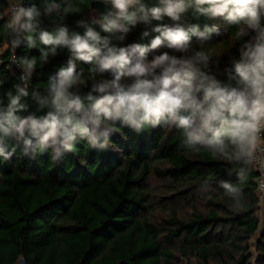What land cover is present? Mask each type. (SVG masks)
<instances>
[{
    "label": "clouds",
    "instance_id": "obj_1",
    "mask_svg": "<svg viewBox=\"0 0 264 264\" xmlns=\"http://www.w3.org/2000/svg\"><path fill=\"white\" fill-rule=\"evenodd\" d=\"M100 2L105 9L93 21L100 30L80 20L78 24L85 26L83 34H70L63 23L49 31L42 17L55 12L62 22L69 13L81 11L86 0L67 5L63 0H43V7L31 0L29 5L25 0L0 2V55L10 51L7 68L18 65L22 69L20 82L6 93V105L0 96V162L10 160L19 149L21 155L47 153L49 162L57 164L66 152L77 151L78 140H86L80 158L86 164L90 149L103 151L111 146L119 150L111 138L114 132L124 135L117 122L136 133L157 127L175 130L182 138L178 150H203L228 162L225 168L236 180H223L220 187L231 209L237 210L246 199L244 186L264 136V0ZM189 11L213 23L201 27L188 22ZM165 17L173 23L153 25ZM220 22L225 31L228 26L236 28L219 43H205L212 34H220ZM141 23L149 26L142 37L156 33L150 42L112 43L113 37L124 41ZM21 44L39 49V55H17ZM237 44L238 56L230 51ZM161 46L174 51L156 53ZM61 49L70 54L67 65L34 87L36 68ZM226 52L234 68L219 71L220 57ZM79 62L90 66L78 70ZM108 70L114 78L103 76ZM89 81L91 88L82 95L81 86ZM4 83L0 72V88ZM29 96L40 109H48L46 114H22L29 109ZM213 179L204 177L201 191L206 192Z\"/></svg>",
    "mask_w": 264,
    "mask_h": 264
},
{
    "label": "trees",
    "instance_id": "obj_2",
    "mask_svg": "<svg viewBox=\"0 0 264 264\" xmlns=\"http://www.w3.org/2000/svg\"><path fill=\"white\" fill-rule=\"evenodd\" d=\"M69 2L77 0H63L64 5ZM31 3L43 7V0ZM86 3L62 22L55 12L42 17L43 26L52 31L63 23L70 34H83L85 26L78 21L84 20L99 31L93 21L105 5L100 0ZM186 19L201 27L213 23L197 19L191 11ZM157 23L173 21L165 17L153 21ZM220 23V34H212L205 43H219L236 28L228 26L225 31ZM147 27L138 24L124 41L113 37L112 43H148L156 33L142 37ZM193 43L199 46L196 38ZM237 48L238 44L230 50L233 55L238 56ZM154 51L174 49L161 46ZM24 54L39 55V49L22 44L18 55ZM69 55L61 49L47 64L38 66L32 85L46 82L66 66ZM2 58L5 83L0 96L6 105V93L14 91L20 75L7 68L8 51ZM89 66L79 62L78 70ZM233 68L229 53L222 54L218 70ZM103 76L112 79L114 73L108 70ZM90 88L89 81L81 86V94ZM26 99L29 109L23 115L48 111L40 109L31 96ZM117 123L124 135L114 132L111 138L119 150L90 149L86 164L80 161L86 140H78L77 151L66 152L57 164L49 162L47 153L21 155L19 149L10 160L0 162V264H19L21 258L26 264H264V206L259 204L256 164L244 186L246 199L233 211L220 187L223 180H236L225 168L227 161L203 150H178L182 138L175 130L157 127L136 133ZM11 143H16L15 138ZM206 176L214 179L204 192L199 185Z\"/></svg>",
    "mask_w": 264,
    "mask_h": 264
},
{
    "label": "built area",
    "instance_id": "obj_3",
    "mask_svg": "<svg viewBox=\"0 0 264 264\" xmlns=\"http://www.w3.org/2000/svg\"><path fill=\"white\" fill-rule=\"evenodd\" d=\"M21 45H20V47H21ZM20 47H18L16 50L17 55H18V51H19ZM8 53H9V58H8V60H9L10 56H11V52L8 51ZM2 55H0V59L3 60ZM8 63H7V65H8ZM10 70L12 73H18L19 75H21V73H22V69L18 65H13ZM261 140H262V148L260 150H258L256 153L255 164H256L257 171H258L256 183H257V191H258V195H259V199H260L259 204L261 206H264V136H262Z\"/></svg>",
    "mask_w": 264,
    "mask_h": 264
},
{
    "label": "water",
    "instance_id": "obj_4",
    "mask_svg": "<svg viewBox=\"0 0 264 264\" xmlns=\"http://www.w3.org/2000/svg\"><path fill=\"white\" fill-rule=\"evenodd\" d=\"M20 264H26V261L24 260V258H21Z\"/></svg>",
    "mask_w": 264,
    "mask_h": 264
},
{
    "label": "rangeland",
    "instance_id": "obj_5",
    "mask_svg": "<svg viewBox=\"0 0 264 264\" xmlns=\"http://www.w3.org/2000/svg\"><path fill=\"white\" fill-rule=\"evenodd\" d=\"M253 251H255V248L253 247V249H252ZM19 264H20V261H19Z\"/></svg>",
    "mask_w": 264,
    "mask_h": 264
},
{
    "label": "crops",
    "instance_id": "obj_6",
    "mask_svg": "<svg viewBox=\"0 0 264 264\" xmlns=\"http://www.w3.org/2000/svg\"><path fill=\"white\" fill-rule=\"evenodd\" d=\"M0 2H2V0H0Z\"/></svg>",
    "mask_w": 264,
    "mask_h": 264
}]
</instances>
